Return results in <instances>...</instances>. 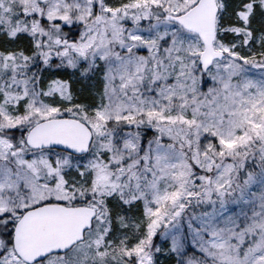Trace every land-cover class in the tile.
<instances>
[{
	"label": "snow or ice",
	"instance_id": "snow-or-ice-1",
	"mask_svg": "<svg viewBox=\"0 0 264 264\" xmlns=\"http://www.w3.org/2000/svg\"><path fill=\"white\" fill-rule=\"evenodd\" d=\"M264 264V0H0V264Z\"/></svg>",
	"mask_w": 264,
	"mask_h": 264
},
{
	"label": "rangeland",
	"instance_id": "rangeland-1",
	"mask_svg": "<svg viewBox=\"0 0 264 264\" xmlns=\"http://www.w3.org/2000/svg\"><path fill=\"white\" fill-rule=\"evenodd\" d=\"M187 239H188L187 246L193 247L194 250L196 251V246L199 243V238L195 234V229H193L191 226H189V228L187 230ZM187 246H186V248H187ZM183 259L187 260L188 264H194L192 256H190V254L189 255L187 254L186 249L184 250Z\"/></svg>",
	"mask_w": 264,
	"mask_h": 264
},
{
	"label": "trees",
	"instance_id": "trees-1",
	"mask_svg": "<svg viewBox=\"0 0 264 264\" xmlns=\"http://www.w3.org/2000/svg\"><path fill=\"white\" fill-rule=\"evenodd\" d=\"M186 252H187L188 255L190 254V256H193V255L196 254V251H195L194 248L191 247V246H187V248H186Z\"/></svg>",
	"mask_w": 264,
	"mask_h": 264
}]
</instances>
